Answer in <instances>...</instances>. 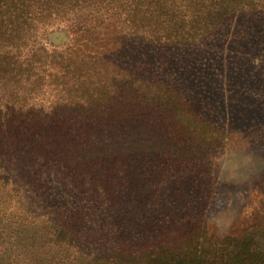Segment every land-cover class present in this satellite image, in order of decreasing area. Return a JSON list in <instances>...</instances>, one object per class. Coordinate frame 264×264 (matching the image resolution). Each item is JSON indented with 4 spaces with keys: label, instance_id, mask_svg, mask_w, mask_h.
Returning a JSON list of instances; mask_svg holds the SVG:
<instances>
[{
    "label": "trees",
    "instance_id": "16d2710c",
    "mask_svg": "<svg viewBox=\"0 0 264 264\" xmlns=\"http://www.w3.org/2000/svg\"><path fill=\"white\" fill-rule=\"evenodd\" d=\"M222 1L264 11V0H0V264H264V184L251 218L218 235L205 122L180 121L132 69L98 58L109 43L177 37L165 22ZM76 10L82 24L57 33L58 50L27 45L26 24ZM23 227L41 228L27 240L50 262L19 251Z\"/></svg>",
    "mask_w": 264,
    "mask_h": 264
},
{
    "label": "rangeland",
    "instance_id": "374dc122",
    "mask_svg": "<svg viewBox=\"0 0 264 264\" xmlns=\"http://www.w3.org/2000/svg\"><path fill=\"white\" fill-rule=\"evenodd\" d=\"M250 6L222 1L216 8H200L199 18L165 22L164 26H173L177 37L159 32L130 47L120 41L109 43L98 57L104 62L115 58L124 70L132 69L148 89L164 94L180 121L205 122L207 140L218 145L214 156L218 194L209 213L218 235L237 233L239 224L251 218L253 205L248 202L264 184V11ZM81 17L76 10L65 21L55 18L26 24L30 27L24 39L34 49L58 50L64 42L57 33L68 29L69 39L74 38ZM72 50L85 49L75 45ZM41 231L23 227L19 238L24 240L16 243L29 258L50 262L51 256L39 253V245L27 240Z\"/></svg>",
    "mask_w": 264,
    "mask_h": 264
}]
</instances>
